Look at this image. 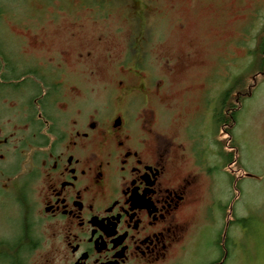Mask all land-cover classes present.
I'll return each mask as SVG.
<instances>
[{"label":"flooded vegetation","instance_id":"obj_1","mask_svg":"<svg viewBox=\"0 0 264 264\" xmlns=\"http://www.w3.org/2000/svg\"><path fill=\"white\" fill-rule=\"evenodd\" d=\"M165 6L163 0H80L78 10H89V20L106 21L121 9L130 27L123 41L124 27L114 29L126 49L119 58L109 55L98 97L91 86L96 51L75 49L66 38L50 46L49 34L36 25L25 29L34 47L21 39L12 50L0 41V264H166L196 233L190 214L203 197L193 138L174 143L158 127L174 107L170 75L185 70L201 47L152 53L166 30L162 19L150 20ZM240 35L218 62L247 56ZM216 69L205 78L202 107ZM245 85L237 93L227 87L211 113L228 139L225 128ZM180 97L186 105V95ZM220 111L229 122L218 120ZM201 118L195 114L193 124Z\"/></svg>","mask_w":264,"mask_h":264},{"label":"rangeland","instance_id":"obj_2","mask_svg":"<svg viewBox=\"0 0 264 264\" xmlns=\"http://www.w3.org/2000/svg\"><path fill=\"white\" fill-rule=\"evenodd\" d=\"M163 1L164 10L150 22L156 24L162 19L166 34L152 43V53L167 55L192 46L201 48L185 70L176 69L170 75L174 107L163 115L158 131L174 143L187 144L186 139L193 138L199 169L196 189L203 197L201 209L190 214L191 220L197 221L196 233L184 249L170 255L166 264H207L223 255L225 264H264V72L254 76L252 70L258 38L264 34V0ZM79 2L0 0V41L12 50L14 42L21 39L34 47L25 29L36 25L49 34L50 46L66 38L75 49L96 51L94 61L99 68L91 77V86L98 97L107 82L109 55L120 57L126 48L119 39L124 40L130 27L124 10H115L106 21H91L89 10H78ZM180 23L187 28L180 30ZM119 26L124 27V33L118 39L114 29ZM70 32L75 37L67 38ZM101 35L104 37L98 41ZM239 35L237 41L247 46V56L230 63L218 62L217 56L234 45ZM236 56H244V51ZM125 62L130 63V59ZM212 68L217 69L208 81L210 101L202 107L200 93ZM237 78L252 90L237 113L230 140L211 113L219 107L218 95ZM181 94L186 95V105L181 102ZM198 112L201 121L193 124ZM228 140L233 148L228 147Z\"/></svg>","mask_w":264,"mask_h":264},{"label":"trees","instance_id":"obj_3","mask_svg":"<svg viewBox=\"0 0 264 264\" xmlns=\"http://www.w3.org/2000/svg\"><path fill=\"white\" fill-rule=\"evenodd\" d=\"M252 67H254L252 69L255 72L254 76H256L258 74H262L264 72V34L260 35V37L258 38L257 46H256V50H255V59L253 61ZM242 82H243V79H241V78L235 80L233 85L231 86V89L233 91H236V93H237V90L240 87V85L242 84ZM251 90H252L251 85L249 86V89H248V87H245V89H243L244 93L240 97L241 102L239 103V105H235V109H234L233 114H232L233 122L228 128H225V131L229 135L230 140H231V135H232V129L236 125L237 113L240 110L241 105L243 104L242 101H243V99H246V97L248 95H251ZM224 105H226V103H224ZM218 115H219V119H218L219 121H221V119H222V121H224V122H229V118L227 116H226V118L223 119V117H224L223 112L220 111ZM231 143H232V141H231ZM224 262H225V258L223 255L221 258L214 261L212 264H224Z\"/></svg>","mask_w":264,"mask_h":264}]
</instances>
